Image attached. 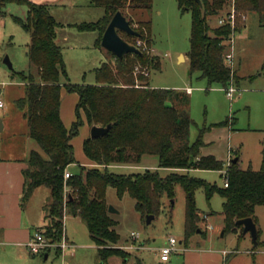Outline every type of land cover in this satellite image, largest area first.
Returning <instances> with one entry per match:
<instances>
[{"label":"trees","instance_id":"trees-1","mask_svg":"<svg viewBox=\"0 0 264 264\" xmlns=\"http://www.w3.org/2000/svg\"><path fill=\"white\" fill-rule=\"evenodd\" d=\"M177 1L181 11L190 12L192 17L190 49L186 55L190 73H199V78L207 80L209 85L219 84L226 88L231 80L236 83V71L232 74L225 63L233 30L230 24H218L221 15L230 13L232 0H200L201 4L194 0ZM8 3L28 8L26 20L16 17L15 22L30 35L27 55L30 67L35 68L36 73L29 69L14 74L26 83V95L17 100V106L25 111L28 134L41 149L29 153L28 166L23 171V200L27 201L42 186L49 189L51 196L47 207L52 224L42 229L44 237L59 240L64 230V216L72 215L86 223L102 260L111 255L123 256V252L115 248L120 237L106 202L110 186L120 197L128 193L135 199L137 210L145 218L157 216L163 196L172 199L175 187L180 185L189 197L186 244L195 232L198 233L199 223L203 221L194 200L197 189H204L208 198L215 193L224 198L225 233H237L243 227L237 226L236 222L245 218H252L258 225L255 211L258 206H264V158L260 170L241 169L239 161L233 160L228 169V187L218 188L203 179L191 177L188 174L191 169L222 171L225 163L213 155H201L205 146L204 130L196 141L190 142L194 120L189 111V95L176 89L153 88L148 76L142 73L135 76L136 67L150 73L161 67V61L151 52V23L139 21L136 26L126 12H150L153 0H91L93 6L104 9V16L98 22L80 24L78 29L97 32L96 47L112 57L95 69L97 82L93 85L69 82L62 49L56 42L60 24L47 5L30 0H0V8ZM234 5L235 33L244 27L243 16L247 13L264 16V0H234ZM117 12H121L139 33L136 37L119 32L120 36L133 45L137 40L144 41L147 51L140 48L141 54H129L119 60L102 47L103 34ZM63 87L77 93L79 98L76 120L70 129L65 126L60 113ZM85 123L91 128L111 126L106 135L90 136L83 142L86 157L95 165L91 167L76 161L71 143ZM144 156H156L158 168L171 172L161 176L158 170L150 169L132 174L109 171L114 166L138 165ZM73 166L76 170H72ZM67 172L70 176L65 178ZM259 239L258 232L257 246Z\"/></svg>","mask_w":264,"mask_h":264},{"label":"rangeland","instance_id":"rangeland-1","mask_svg":"<svg viewBox=\"0 0 264 264\" xmlns=\"http://www.w3.org/2000/svg\"><path fill=\"white\" fill-rule=\"evenodd\" d=\"M48 7L62 27L57 29L60 35H57L56 42L62 49L69 82L75 85L96 84L95 69L104 58L100 50L94 48L97 32L77 36L74 35L77 32L73 26L78 29V25L82 23L98 22L104 16V9L92 4L90 6V0H76L75 8ZM126 13L136 26L139 21L151 23V52L160 58L161 67L149 73L150 85L157 89H192L189 111L194 124L190 130V142L196 141L204 130L203 140L206 145L201 149L202 155L214 154L226 164L230 158L232 162L239 151L241 169L260 170L264 158V77L256 76L242 82L240 87H236L237 91L230 100L226 88L219 84L209 85L207 80L199 78L197 72L190 74L189 62L180 60L190 49L192 17L190 12L181 11L177 0H153L150 12L140 10ZM27 14V7L16 3H8L0 8V100L3 103V107H0V160L21 164H27L32 150L41 151L37 142L28 134L25 111L17 106V100L26 95V83L14 72L30 69L36 73V69L30 67L27 55L30 35L15 22L16 17L26 20ZM224 16L225 14L221 15ZM246 16L247 26L236 32L235 47L237 50L245 48L242 57L244 68L248 69L249 74L256 75L262 71L261 68L258 71L257 66L264 67V16L261 17L256 12H249ZM245 31L249 40H239V35ZM7 56L13 64V70L4 62ZM61 94L66 108L75 106V120L77 93L69 92L63 87ZM225 121L226 125L218 126ZM85 126L86 124L81 127L78 136L71 141L75 157L79 145L82 151L83 141L90 137V132L85 136ZM72 169L76 170V167ZM146 169L158 170L161 176L171 172L158 168L156 156H146L138 165L114 166L109 171L132 174L142 173ZM188 174L218 188L224 187L225 180L221 171L191 169ZM188 198L183 188L177 185L174 197L171 199L163 196L159 214L147 224L146 217L137 210L135 199L128 193L120 197L115 188L108 187L106 202L108 207H113L116 211L110 214L120 237L115 248L121 250L123 256L111 255L102 260L86 223L72 215L64 216V230L59 240L45 237L49 246L43 252L32 254L26 245L20 248L22 257H18L14 248L0 245V254H11L12 257L6 264H184V256L188 253L197 258L203 257L207 252L213 254L225 249L229 254L223 264H264V206H258L255 211L260 233V244L257 246L249 233L243 234V228L237 233H225L222 214L224 198L217 193L208 198L204 189H197L194 191V200L203 220L198 226L202 232H195L186 244ZM50 201V192L46 187L37 188L27 202L21 200V205L27 208L26 217L30 224L27 228L32 237L37 230L43 232V228L51 226V220H47V225L37 229L44 216L48 215L47 205ZM34 224L38 227H33ZM209 225L212 226L211 229L208 228ZM132 233L137 238H132ZM64 238L68 248L63 251L60 244ZM170 238H175L184 251L172 254L169 262H162L159 250L168 245Z\"/></svg>","mask_w":264,"mask_h":264},{"label":"crops","instance_id":"crops-1","mask_svg":"<svg viewBox=\"0 0 264 264\" xmlns=\"http://www.w3.org/2000/svg\"><path fill=\"white\" fill-rule=\"evenodd\" d=\"M30 1L35 4L48 5L52 9L60 8V7H73V8L76 7V0H30ZM90 6H91V0H90ZM244 17H245L244 27H246L247 26L246 24L247 16H244ZM61 28L62 27H59L58 30ZM73 28L75 32H77V33H74V35L81 36L82 34L86 33V32H82L78 30L74 26ZM58 30L56 32V39L58 38L57 35H60ZM97 38H98V33L94 41V48L96 50H100L101 54L104 57L103 60L100 62L101 63L100 66H101L103 62H108L109 60L112 59V57H110L104 50L96 47L95 43H96ZM239 40H242V41L249 40V37L246 31L245 33H242L239 35ZM235 42L236 41H234L235 71L237 74V82L236 83L234 82L235 87L237 86L240 87L242 82L246 80H252L256 76L264 77V67L263 66L262 67L257 66V70L261 68L262 71L258 70L259 72L256 75L249 74L248 69H246V67L244 68V65L242 63V57L245 52V48H241V49L239 48L237 50V47H235ZM181 57H183V61L185 60L187 61L186 56H181ZM186 90H179V91H184L187 93ZM191 93H187V94L190 96ZM61 98H62V94H61ZM73 105H74V102H73ZM74 109H75V106L74 107L72 106L71 109L66 108L64 101L62 102L61 100V109H60L61 118L65 126L67 127V129H70L71 127L69 125H72L74 121L76 120V119L74 120ZM85 124L86 126L84 127L85 128L84 133H85V136H87V132H90L91 127L87 123ZM236 153H235L236 158L233 160L237 159L240 162V158L238 156L239 151H237ZM209 155H213L216 157V159L224 162L223 160L219 159L214 154H209ZM203 156H207V155H203ZM145 157L146 156H144L142 160H144ZM75 158H76V161L82 166H86V167L95 166L86 157L83 151V144H82V151L79 145V148L76 151ZM26 159L27 157L25 158V160ZM15 162L16 161L11 163L10 161L0 160V245L4 247L14 248L15 253L17 252V255H19L18 257H22V254L20 253V248L26 246L27 243L32 238L31 232H29L28 230L29 228H27L28 227L27 225L30 226L29 222L27 221V217H26L27 208L21 205V200L23 199L24 188H25V177L23 175V171L24 169L27 168V164L26 163L21 164V163H15ZM71 168H75V166ZM47 220H50L48 218V215L44 216V220H42V224L40 225V227H38V225L35 226V224L33 227H38L37 229L42 228L45 225H47L46 223ZM46 254L48 255V253ZM228 254H229L228 251L225 249L217 251V253H213V254H210L207 252L205 253L203 257H197V258H196V255H189L188 253L187 255L184 256V261H185L184 264H223ZM11 257L12 256L10 253L0 254V264H6L7 260L11 259Z\"/></svg>","mask_w":264,"mask_h":264},{"label":"water","instance_id":"water-1","mask_svg":"<svg viewBox=\"0 0 264 264\" xmlns=\"http://www.w3.org/2000/svg\"><path fill=\"white\" fill-rule=\"evenodd\" d=\"M197 3L201 4L200 0H194ZM119 32H123L130 36H136L139 37V33L136 32L133 27L131 26L130 22L127 20V18L121 13L117 12L111 22L109 23L108 27L106 28L101 45L102 47L112 53L117 59L122 60L125 56L129 54H141L140 49H138L135 45L128 43L125 41L119 34ZM183 59V57L180 58V60ZM4 62L7 64V66L13 70V64L11 63L9 57L7 56L4 60ZM111 126L108 127H98L94 126L91 128L90 136L92 138H99L101 136L106 135ZM0 129L2 130V125L0 123ZM238 160H234V162H237ZM116 211L113 209V207H109V213H115ZM154 215H147L146 216V222L147 224H150L154 220ZM236 225L239 227H243V234H250L253 242L255 245L258 243V229L257 225L254 222L252 218H245L238 220L236 222ZM200 233V230L198 231ZM223 236V232H222ZM48 255H45V258L47 259Z\"/></svg>","mask_w":264,"mask_h":264},{"label":"built area","instance_id":"built-area-1","mask_svg":"<svg viewBox=\"0 0 264 264\" xmlns=\"http://www.w3.org/2000/svg\"><path fill=\"white\" fill-rule=\"evenodd\" d=\"M245 19V17L243 16V20ZM218 24L220 26L225 25V24H230L232 30H233V34L231 39L228 42V50H227V55L225 58V63L226 65L231 69L232 74L235 71V53H234V41H235V35L236 33L234 32L235 30V26H236V10H235V5H234V0H233V5L232 8L230 10V13L228 15H226L225 17H222L220 19H218ZM135 46L140 49L142 48L143 50H148V47L146 45V43L144 41L141 40H137ZM139 73L144 74V76H149V72L147 70H143L141 71L139 67L135 68V76ZM187 93H191L192 89L188 88ZM237 89L234 85V80H231L230 84L228 87H226V94L227 97L230 98V100L233 99L234 94L236 93ZM0 107H3V103L0 100ZM231 158L228 160V162L225 164V168L221 171L224 176V187H228V169L231 165ZM70 176V173L67 172L65 174V178H68ZM205 218L207 219V217L205 216ZM205 220V219H204ZM209 229L212 228V226H208ZM132 238H137V235L135 233H132L131 235ZM29 250L32 254H39L41 252H43V249H45L46 247H48L49 245H47L46 243V239L43 235V232L40 230H37V233L34 237L31 238V240L29 241V243H27ZM61 249L64 251L65 249L68 248V244L67 241L65 240V238L63 239V242L60 244ZM181 251H184L183 249H181L179 247V243L175 238H170L168 241V245L161 248L159 250V255H160V260L162 262H168L170 260V257L172 254L174 253H179Z\"/></svg>","mask_w":264,"mask_h":264}]
</instances>
